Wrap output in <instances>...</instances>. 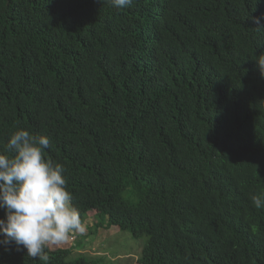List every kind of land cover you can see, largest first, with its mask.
Returning a JSON list of instances; mask_svg holds the SVG:
<instances>
[{
	"label": "trees",
	"instance_id": "trees-1",
	"mask_svg": "<svg viewBox=\"0 0 264 264\" xmlns=\"http://www.w3.org/2000/svg\"><path fill=\"white\" fill-rule=\"evenodd\" d=\"M253 18L264 0H0V151L47 136L84 224L97 210L95 227L147 235L139 264H264ZM45 251L0 247V264L101 263Z\"/></svg>",
	"mask_w": 264,
	"mask_h": 264
},
{
	"label": "clouds",
	"instance_id": "clouds-1",
	"mask_svg": "<svg viewBox=\"0 0 264 264\" xmlns=\"http://www.w3.org/2000/svg\"><path fill=\"white\" fill-rule=\"evenodd\" d=\"M104 2L121 10L134 4V0ZM261 19L264 18H253L257 29H264ZM256 62L264 75V54ZM50 148L52 144L47 136L18 129L0 151V209L4 211V218L0 219V247L6 251L13 246L16 251L26 250L28 257L43 262L49 261L46 248L60 247L69 239L76 244L75 234H84L87 230L72 203V193L67 190L63 165L45 157V150ZM250 199L257 210L264 209V192ZM94 221L93 217L92 226L97 224ZM105 225L108 223L100 224V228L107 230ZM109 228L120 230L118 226ZM74 253L75 248L72 256ZM139 259L136 258V264Z\"/></svg>",
	"mask_w": 264,
	"mask_h": 264
},
{
	"label": "rangeland",
	"instance_id": "rangeland-1",
	"mask_svg": "<svg viewBox=\"0 0 264 264\" xmlns=\"http://www.w3.org/2000/svg\"><path fill=\"white\" fill-rule=\"evenodd\" d=\"M88 218L89 216L87 219ZM96 218L98 219V217ZM90 230V237L86 238V240L83 235L77 234L79 239L76 244L82 247L75 248V246H73L76 253L69 258L70 260H74L76 258L74 256L81 254L79 251H85V254L94 258L101 257L98 261L102 264H136L138 260H136V258L142 256L143 249L148 241L147 235L137 238L135 236L133 237L130 232L121 230L113 231L112 229L108 231L99 226ZM70 243H72L71 240L69 244ZM66 245L67 243L60 247H52V250L65 248Z\"/></svg>",
	"mask_w": 264,
	"mask_h": 264
},
{
	"label": "crops",
	"instance_id": "crops-1",
	"mask_svg": "<svg viewBox=\"0 0 264 264\" xmlns=\"http://www.w3.org/2000/svg\"><path fill=\"white\" fill-rule=\"evenodd\" d=\"M90 213H92V211H90L89 213H88V216H89V218L86 220V222H85V225H86V232L84 233V234H81V235H83L84 236V238H85V240H86V238H89L90 237V234H91V230L90 229H93V228H95V226H92L93 225V222H92V224H90L91 223V221H92V218L94 217V218H96V214H97V211H94L92 214H90ZM96 222H97V220L96 221H94V224H96ZM98 223V222H97ZM105 228H107V230L109 231V230H112L113 228H109L108 226H104ZM98 233V232H97ZM76 236H77V234H75ZM79 238L77 237V240H78ZM69 242H70V239H69V241L67 242V245H66V247L65 248H70V249H72L73 250V252H74V247L73 246H75V248H78L79 246L77 245V244H75V243H70L69 244ZM77 242V241H76ZM82 246H80L79 248H81ZM51 249H52V247H51ZM59 249V248H58ZM54 250H56V249H54ZM79 253H81V254H83V255H88V254H85V251H79ZM100 264H102V263H100Z\"/></svg>",
	"mask_w": 264,
	"mask_h": 264
}]
</instances>
